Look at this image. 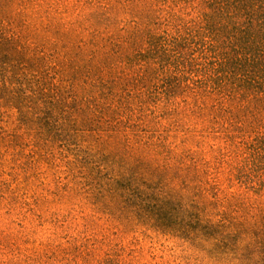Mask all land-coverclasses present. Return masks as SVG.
Here are the masks:
<instances>
[{
  "label": "rangeland",
  "instance_id": "374dc122",
  "mask_svg": "<svg viewBox=\"0 0 264 264\" xmlns=\"http://www.w3.org/2000/svg\"><path fill=\"white\" fill-rule=\"evenodd\" d=\"M105 4L0 1L5 27L29 48L27 67L39 71L66 118L60 135L52 125L45 138L27 132L0 88V264H264V129L228 135L190 92L159 98L151 84L131 95L121 123L100 118L109 109L104 94L129 78L114 71L100 83L101 70L65 54L76 35L88 37L89 22L120 33L138 20L156 35H174L184 16L155 0L145 8L132 0ZM53 53L58 63L48 65L59 72L64 63L68 79L39 67ZM126 133L148 145L128 147ZM242 166L255 171L240 176ZM170 192L185 198L203 225L220 229L190 222L187 232L168 231L164 224H174L165 218L179 213L160 203Z\"/></svg>",
  "mask_w": 264,
  "mask_h": 264
},
{
  "label": "trees",
  "instance_id": "16d2710c",
  "mask_svg": "<svg viewBox=\"0 0 264 264\" xmlns=\"http://www.w3.org/2000/svg\"><path fill=\"white\" fill-rule=\"evenodd\" d=\"M106 1L98 0V3L106 7ZM132 1L145 8L150 0ZM155 1L159 9L174 6L184 10V16L174 22V35L168 30L156 35L148 29V24L139 20L134 21V26L120 27L122 34L116 33L118 26L109 33L89 22L92 30L83 29L88 31V37L77 34L74 51L65 53L81 60L84 69L101 70L100 83L106 74L114 71L129 78L128 83L120 84V90H116L115 83L112 90L104 94L109 109L100 111V118L113 119L118 125L125 117L124 110L133 104L131 95L136 91L142 93L151 84L158 90L159 98L168 92L170 95L190 92L200 108L226 125L228 135L235 136L237 130L245 133L251 128L264 129V0ZM88 20L89 17L78 20L79 29ZM5 23V18L0 17V88L4 98L17 110V119L24 126H30L24 127L27 132L45 138L48 136L46 126L52 125L56 135H60L66 126L65 110L55 97H47L45 80L37 69L30 71L32 69L27 67L28 46L22 36L13 28L5 27ZM53 54H50L51 61L42 60L39 67L45 69L46 75L53 73L66 78L64 63L59 61V72L48 65L53 59L58 63ZM95 106L103 107L99 102ZM123 137L128 147L135 143L148 145L133 142L127 133ZM245 167L239 168L240 176L255 171ZM184 200L176 192L160 199L163 207L176 205L173 208L179 213L175 214L181 215L179 219L174 218L175 214L165 218L167 223L174 224H164L168 231L187 232L190 222L200 229H220L218 225H203L199 212L189 208V202Z\"/></svg>",
  "mask_w": 264,
  "mask_h": 264
}]
</instances>
